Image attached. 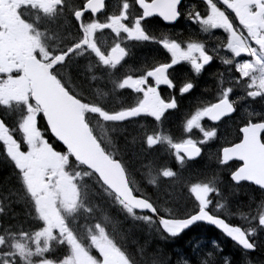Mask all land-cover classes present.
<instances>
[{
  "label": "snow or ice",
  "instance_id": "1",
  "mask_svg": "<svg viewBox=\"0 0 264 264\" xmlns=\"http://www.w3.org/2000/svg\"><path fill=\"white\" fill-rule=\"evenodd\" d=\"M134 3L138 11H131L130 0H122L118 14L107 15L102 22L97 13L106 8L105 0H80L79 4L0 0V146L19 186L0 199V217H8L13 203L26 209L24 221L16 213L11 218L17 223L0 219V264H140L109 215L111 208L143 222L165 242L178 241L203 223L214 226L245 253L258 247L256 238L264 231V112L246 108L239 142L223 146L217 159L230 169L234 190L248 182L262 194L247 211L240 206L231 211L217 184L218 175L190 184L188 191L194 198L190 209L161 204L138 186L134 170L111 134L127 132L126 125L137 118L152 117L162 123L169 110L177 109L176 97L164 98L159 89L161 85L176 87L170 70L182 62L199 76L219 59L228 66V78L215 73L219 86L214 102H203L186 119L184 131L198 130L202 138L189 135L176 142L163 133L148 134L146 126L140 125L141 143L147 149L165 143L181 166L186 158L199 157L202 145L217 137L215 126L202 123L205 118L220 122L237 113L249 98L264 101V0H202L203 10L185 6L183 0ZM155 17L168 24L183 18L197 26L200 34L222 29L226 36L217 37L220 43L211 49L198 35L187 42L164 35L157 38L149 30L150 18ZM72 19L78 22L71 25L74 33L67 23H59ZM105 29L115 34L108 48L97 37ZM127 41L156 43L170 56L114 79L113 92L130 89L136 95L131 103L109 107L103 96L91 91L96 77L90 79L88 73L121 65L130 55ZM222 49L231 55H221ZM242 55L248 58L236 59ZM193 88L194 82L188 80L179 91L183 95ZM237 89L243 95H235ZM161 177L180 179L170 167L155 171L149 167L146 183L158 186ZM233 216L246 226L232 223ZM211 243L215 251L204 252L188 241L191 255L181 250L175 260L158 250L150 264H217L216 253L222 249L216 241ZM60 250L62 254L57 255ZM145 251L140 248L141 255ZM223 259L227 264L228 258Z\"/></svg>",
  "mask_w": 264,
  "mask_h": 264
},
{
  "label": "flooded vegetation",
  "instance_id": "2",
  "mask_svg": "<svg viewBox=\"0 0 264 264\" xmlns=\"http://www.w3.org/2000/svg\"><path fill=\"white\" fill-rule=\"evenodd\" d=\"M130 2L133 3V9H131V11H138L139 6L134 3V0H130ZM73 3L79 4L80 0H73ZM121 3L122 0H105L106 8L102 10L101 13H97V18L101 19V21L103 22L104 18L107 15H111L114 13L118 14ZM183 3L185 4V6L196 5L198 8L203 10L202 0H183ZM59 23H67V26L71 28V31L73 33L75 32V28L71 27V25L73 23L78 24V22H75L74 19L68 22L60 21ZM53 27L55 28L57 27V25H53ZM149 30L153 31L157 38H159L161 35H164L168 38H175L178 41L183 40L185 42H187L190 38H197L198 35L201 41H205L207 43L209 49L217 47L219 45L220 41L217 39V37H220L222 39L224 36H226L222 29L214 31L210 35L200 34L197 26L193 25L191 21H188L183 18L173 24L163 22L161 18L158 17L150 18ZM97 37L101 42V46L105 48L110 47L115 40V34L112 33L110 29H105L103 30V32H98ZM126 43L130 47V55L126 57L125 61H122L121 65H118L116 69H109L102 66L98 69L94 68L91 72L88 73L90 79L92 76L96 77L94 80H91V91L95 95L103 96L105 102L109 107L119 108L121 106V103H131L134 96L136 95L130 89H116V91L113 92L112 90L115 86L112 81L114 79L120 80L126 74H136L135 70L141 69L142 66L150 65L157 60H167L170 56V54L166 53V50H163L162 47L156 43H141L134 41H127ZM221 55L230 56L231 54L227 53L226 49H222ZM220 62L221 61L219 59H215L210 65L206 66L205 70L199 76H196V74L191 70L190 65L186 62H182L181 64L174 66V69L170 70V72L172 73L171 78L173 79L176 87L168 88L166 85H161L159 90L161 92L162 97L168 98L170 95H174L178 102L177 109L169 110L166 113L167 117L171 120V128H178L179 133H183V125L185 124L186 119L188 118L190 113L194 112L198 107H200L199 101L205 100L214 94L217 89V83L219 81V77L214 74L223 73L221 70ZM210 68L212 69V74L210 75V78H208V81L214 82V84L211 85V89L204 91L203 93H200L199 89L195 91V87L197 85L201 86L203 83H207V81H205L204 79L206 78V74L210 73L208 71L210 70ZM82 70H87L86 62L82 64ZM109 73H112V75H109ZM224 78L225 80H227L228 74H225ZM188 80L194 82V88L189 93L181 95L179 88L185 81ZM123 100H126L127 102H124ZM113 102L115 103L113 104ZM260 108L261 112H264L262 104H260ZM151 118L152 117H142L137 119H140V122H143V119L148 120ZM127 129L129 130V136L136 135L135 124L131 125L130 127L127 126ZM118 133L119 132L111 135L115 136ZM237 141L238 139L234 142ZM121 142L124 143V141ZM130 142L131 144H135L136 140L131 139ZM235 163L239 164L240 162L237 161ZM133 166L135 167V164H133ZM228 170L230 171V169ZM226 175L228 178L230 177L228 172L226 173ZM246 183L247 182H241V185L236 186L238 187V191L230 189L231 187L223 191L224 196L227 197V204L232 212H236L237 206L242 205L241 203L243 202V200H245L243 198L244 194L242 193V191L249 189L253 192V194H257L256 187L254 188V186L248 185ZM235 200H237V203L239 204H235ZM221 202L223 203L224 201L222 200ZM250 204L253 206L255 204H258L257 198H251ZM240 207L244 211L248 210V207ZM229 219L234 224H238L241 221L238 216H233ZM226 243L230 246L229 242L226 241Z\"/></svg>",
  "mask_w": 264,
  "mask_h": 264
},
{
  "label": "trees",
  "instance_id": "3",
  "mask_svg": "<svg viewBox=\"0 0 264 264\" xmlns=\"http://www.w3.org/2000/svg\"><path fill=\"white\" fill-rule=\"evenodd\" d=\"M210 73L206 74V78L204 79L207 81V83H203L201 86L197 85L195 87L196 90H200V93H203L204 91H207L211 89V85L214 84L212 81H208V78H210V75L212 74V69L208 70ZM12 122V120H9ZM176 126V125H175ZM136 134V133H135ZM135 139L136 142L139 140L138 135H125L122 145V149H124L123 152H126L129 154L130 161L135 162L138 161V171H141V169H144L145 171H148L149 167L153 169V171L156 170L157 166L163 161L166 160L168 161L169 159H166L165 157H162L160 155V152L158 151H145L143 148H141V144L137 142V148H133L130 140ZM141 150V151H140ZM141 152V153H140ZM142 153H145L144 156V161L141 162V156L143 155ZM131 155L133 156L131 158ZM135 158V159H134ZM5 156L3 154V149L2 146H0V199H2L5 195H7L11 190L18 189V184L16 183V180L14 177L11 176L12 174V167L10 164L5 162ZM132 159V160H131ZM209 161L205 160L203 164L205 166H202L201 168L198 167H192L191 169L188 170L186 176L192 175V173H198V172H206L208 169L207 163ZM202 164V165H203ZM147 173V172H146ZM182 176L180 177L179 180L176 181H171L168 178H163L161 177L158 186H152L148 185L146 183V175H135V179L138 183H142V189H146L148 194H150L153 199H156L157 197L159 198V201L161 204L164 202H167L168 204L172 206H178L179 208L183 209L185 206L188 208H191L190 202L186 197V193L184 191V186L181 185V183L185 180H187L189 177ZM11 177V178H10ZM10 178V179H9ZM244 194V199L243 202L241 203L242 205L240 206H245L247 208L248 205H250L251 198H254V194L252 191L249 189H246L242 191ZM12 200H15V197H11ZM235 204L237 203V200H235ZM25 207L23 204H17L13 203L11 206V210L8 214V217H0V219L5 220L6 223H17V220L12 219L13 213L19 214L18 219L19 221H24L25 220ZM109 215L113 218L114 222L116 223V227L119 230L120 234L125 237V243L128 247V249L136 255L138 261L140 264H150L151 259L153 258V254L159 255L160 253L158 250H162L163 254L165 256L171 255L172 258L174 257L176 259L177 253L180 252L181 250H186L183 251L187 255V248H184L182 244L189 236L190 234L193 233L192 231L188 232L185 236H183L182 239L175 241V246L178 245L177 247H173L171 243H166L165 241H162L158 238L156 235L155 231L144 227L141 225V223H131V222H125L123 219L124 217L117 211H112L111 209H107ZM247 211V210H246ZM204 227L210 228V230H213V228L202 225ZM204 227L202 230H204ZM262 244L264 243V237L261 240ZM259 246V244H258ZM145 247L146 251L141 255L140 253V248ZM174 250V251H173ZM224 250L223 253L228 252L230 256L229 264H246L247 260L254 262L255 259H258L256 256L257 254H263L264 252V244L262 247H258L254 252H247L245 253L244 251H237L234 249V247L230 246L227 247L224 245ZM174 259V260H175ZM221 258L219 255L216 254V261L217 264H222Z\"/></svg>",
  "mask_w": 264,
  "mask_h": 264
},
{
  "label": "rangeland",
  "instance_id": "4",
  "mask_svg": "<svg viewBox=\"0 0 264 264\" xmlns=\"http://www.w3.org/2000/svg\"><path fill=\"white\" fill-rule=\"evenodd\" d=\"M122 145H123V144H122ZM132 157H133V156H131V158H132ZM132 159H133V158H132ZM132 159H131V160H132ZM134 159H135V158H134Z\"/></svg>",
  "mask_w": 264,
  "mask_h": 264
}]
</instances>
